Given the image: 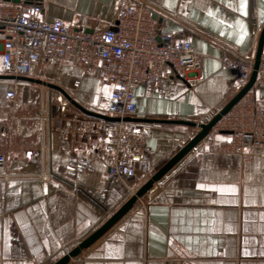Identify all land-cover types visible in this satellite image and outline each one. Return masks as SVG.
Returning <instances> with one entry per match:
<instances>
[{
    "label": "crops",
    "instance_id": "obj_1",
    "mask_svg": "<svg viewBox=\"0 0 264 264\" xmlns=\"http://www.w3.org/2000/svg\"><path fill=\"white\" fill-rule=\"evenodd\" d=\"M130 2L0 0L1 5L37 4L42 20L86 25L87 33L105 28ZM148 2L157 10L159 28L191 42L199 67L181 78L167 65L163 97L136 86L133 118L196 127L132 123L147 134L143 158L131 163L134 193L240 90L220 58L240 54L253 60L264 26V0ZM259 68L264 69V43ZM2 76L9 75L1 70L0 54V154L11 176L0 183V264H53L133 194L108 176L112 152L103 137L106 121L81 113L45 84L107 116L112 87L66 61L36 63L28 80ZM10 84L16 88L13 102L5 100ZM249 95L264 111V87L254 86ZM207 135L66 264H264V145L253 156L224 154L214 143L228 141V133H215L212 142ZM76 160L88 166L74 171Z\"/></svg>",
    "mask_w": 264,
    "mask_h": 264
},
{
    "label": "built area",
    "instance_id": "obj_2",
    "mask_svg": "<svg viewBox=\"0 0 264 264\" xmlns=\"http://www.w3.org/2000/svg\"><path fill=\"white\" fill-rule=\"evenodd\" d=\"M156 11L148 0H131L116 10L105 28L87 33L86 25L77 28L61 20H42L37 4H0L1 70L5 75L26 77L36 63L70 62L84 76L95 75L112 87L107 105L109 116L134 117L136 86L163 97L167 65L181 78L199 67L191 42L182 34L159 28L154 19ZM220 62L234 73L235 88L241 89L250 77L253 60L235 54L222 56ZM254 86L264 87V69L259 68ZM250 90L207 135L208 142H212L215 133H228V141L214 143L217 152L253 156L264 145V111L255 104ZM15 97V85L10 84L5 100L13 102ZM104 130L103 137L110 141L112 152L108 176L122 182L134 194L135 170L131 163L143 158L147 134L122 121H106ZM87 166V161L76 160L71 169L80 171ZM10 179L7 160L0 154V183Z\"/></svg>",
    "mask_w": 264,
    "mask_h": 264
},
{
    "label": "water",
    "instance_id": "obj_3",
    "mask_svg": "<svg viewBox=\"0 0 264 264\" xmlns=\"http://www.w3.org/2000/svg\"><path fill=\"white\" fill-rule=\"evenodd\" d=\"M6 2L11 1L13 3H18L19 0H4ZM264 43V26L260 31L257 48L255 52V56L253 59V66H252V72L250 74V77L246 84L225 104V106L211 118L207 123H202L198 125V131L197 133L189 140L172 158L167 160L152 176L149 180H147L112 216L106 220L104 224H102L95 232H93L89 237H87L85 240H83L80 244H78L76 247H74L72 250H70L67 254L62 256L60 259H58L53 264H66L70 258H73L77 256L81 250L87 248L90 246L95 240H97L100 236H102L113 224H115L124 214H126L131 207L134 205L137 199L142 197L153 185L154 182L159 180L170 168H172L185 154H187L194 146H196L201 140H203L206 135L210 132V130L216 125V123L224 116L226 115L232 107L253 87L254 82L256 80L257 72L260 67V60L262 55V47ZM2 78L5 79H11V80H28V78L20 77V76H2ZM45 84V83H43ZM47 87H53L61 91V93L64 95L66 100L78 111L81 113L102 119L107 122H144V123H171V124H180L190 127H196V124L194 122H186V121H163V120H147V119H137L133 117H125V118H118V117H112L107 116L99 113H95L92 111H89L82 106H80L78 103L73 101L69 96H67L62 90L57 88L56 86L45 84Z\"/></svg>",
    "mask_w": 264,
    "mask_h": 264
},
{
    "label": "snow or ice",
    "instance_id": "obj_4",
    "mask_svg": "<svg viewBox=\"0 0 264 264\" xmlns=\"http://www.w3.org/2000/svg\"><path fill=\"white\" fill-rule=\"evenodd\" d=\"M243 8H244V4L241 3L240 4V9L243 10ZM197 187H201V185H197ZM230 190L234 192L235 191V188H231Z\"/></svg>",
    "mask_w": 264,
    "mask_h": 264
},
{
    "label": "rangeland",
    "instance_id": "obj_5",
    "mask_svg": "<svg viewBox=\"0 0 264 264\" xmlns=\"http://www.w3.org/2000/svg\"><path fill=\"white\" fill-rule=\"evenodd\" d=\"M63 103V102H62ZM63 105H66L67 106V108H73L69 103H63ZM75 110V109H74Z\"/></svg>",
    "mask_w": 264,
    "mask_h": 264
}]
</instances>
